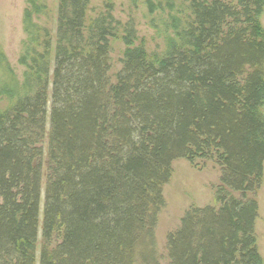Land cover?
I'll use <instances>...</instances> for the list:
<instances>
[{
	"label": "trees",
	"instance_id": "obj_1",
	"mask_svg": "<svg viewBox=\"0 0 264 264\" xmlns=\"http://www.w3.org/2000/svg\"><path fill=\"white\" fill-rule=\"evenodd\" d=\"M89 1L56 0L49 16L24 0L21 78L0 49V264H35L42 188L39 264H160L180 158L220 176L213 205L167 234L166 264H261L264 0H144L164 35L153 54L109 3L89 18Z\"/></svg>",
	"mask_w": 264,
	"mask_h": 264
},
{
	"label": "rangeland",
	"instance_id": "obj_2",
	"mask_svg": "<svg viewBox=\"0 0 264 264\" xmlns=\"http://www.w3.org/2000/svg\"><path fill=\"white\" fill-rule=\"evenodd\" d=\"M52 16L56 7V0H44ZM105 3L112 6V14L121 25L130 24L135 29V45H145L148 53H162L165 49L164 35L159 29L151 27V16L148 15L144 0H90L88 16L94 17ZM24 0H0V49L7 60L21 78L23 67L18 64V55L21 51V41L24 34L21 28V15ZM45 21V19H43ZM260 23L264 28V11L260 16ZM121 25L117 34L121 33ZM123 44L112 41L111 44V72L115 73L121 67ZM264 115V107L262 108ZM220 172L211 163L199 165L191 164L185 159H176L172 162V174L169 181L162 187L164 206L157 214L155 226V244L160 264H166L165 243L167 234L176 229L184 211L190 206L203 207L213 205L214 188L219 182ZM44 184V180H43ZM257 202V217L255 220V234L257 249L264 264V161L262 163V181L255 195ZM44 192L41 189L39 202V227L36 262L40 248V221L43 212Z\"/></svg>",
	"mask_w": 264,
	"mask_h": 264
}]
</instances>
